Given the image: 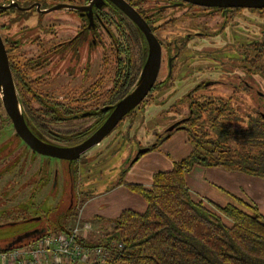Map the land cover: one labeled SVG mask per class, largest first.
<instances>
[{
    "label": "rangeland",
    "instance_id": "1",
    "mask_svg": "<svg viewBox=\"0 0 264 264\" xmlns=\"http://www.w3.org/2000/svg\"><path fill=\"white\" fill-rule=\"evenodd\" d=\"M70 15L73 16L74 14L60 11L47 13L44 15L46 21H43L42 27L48 29L49 27H57L59 29V26L62 25L63 28H66L64 22L72 19ZM34 18L36 19V17ZM247 20L253 29L258 27L257 19L254 20L251 16ZM194 22L200 26L201 29L198 32L201 33V36L198 34L190 36L192 39L189 40L184 48L185 56L180 59L182 62L186 58V62L181 68H179L178 62L177 72L173 74V78L179 76L178 71H185L195 73L202 80L214 79L215 67L222 64L219 60H224L226 54L213 48L223 46L228 40L222 35L215 36L213 29L219 25L217 19L201 18L193 19L192 21L186 19L184 24L187 28L193 25L192 23ZM27 25H30V23H27ZM57 28L55 29L57 30ZM182 32L188 33L189 31L182 30ZM160 36L159 34L158 37ZM65 37L57 36L54 41H61ZM161 37L160 39H162ZM192 48H203L209 51L201 53L203 56L198 57L199 51L197 50L196 53L191 52L190 49ZM28 52L33 55L35 53V47L26 46L19 50H11L9 52L11 65L12 67H16L17 73L24 77L23 79L21 78V81L25 80V83L38 94L50 100L58 99L59 101H64L66 99L65 102H69L70 99H75L72 101H78V103L74 102V107L82 105L88 109L95 106H102V100L94 104H90L91 102L89 104L81 103V101L85 102L81 100L84 97L81 93L93 82L101 78L103 79V85L100 88L108 87L112 76V65L110 68H105L102 72L101 61L98 57L95 61H92L84 77L79 74L77 77L63 76L53 80L49 77H44L45 69L40 74L25 71L23 63L28 57H23V55L29 54ZM212 57H216L217 60L219 59L218 62L220 64L213 62ZM204 58L207 60L205 61ZM226 68L227 65L224 64L222 70H226ZM163 70L161 68L157 82L164 77ZM222 77L224 76H221L220 79ZM259 89L263 91V88L259 87ZM21 92L23 97L29 100L28 104L31 109L40 108V105L35 103L33 99H30L28 91L23 92L21 88ZM199 94L202 95L201 97L203 99H209L208 97L211 98L219 95L225 101L232 100L233 107L231 109H236L240 114L239 116L245 113L249 106L245 102L246 98L243 95L239 92L232 93L225 85L204 88L194 97H197ZM162 96L163 94L158 95L156 100H159ZM85 99L88 100L90 98L85 96ZM183 104L185 103L181 102L180 109L176 105L170 108L169 103L158 108L155 106H151L148 109L144 108L145 110L141 106L136 110L134 115L129 114L126 116L114 128L111 134L83 155L76 163L75 174H71V176L69 174L68 164L65 161L36 154L14 136L10 127L2 129L3 133L0 134V176H2L0 177V246L5 244V241L17 239V237L23 234L32 232L40 224L49 227L48 232L55 233L53 232V227H55L54 223H56L57 218H61L60 223L62 225L64 224L68 231H72L76 224L81 227L82 221L91 222L93 226L88 224L91 235L85 236L78 231L76 238L83 240L86 244H98L106 234L112 232L114 227L113 221L115 219L104 217L103 220L99 216H95L94 220L92 217L90 220H86L81 217L82 208L83 210L86 208V211L91 208L89 210L90 212L93 210L98 214L103 213L107 217L114 216L117 213L116 210L126 209L128 206H131V203L136 202V198H127V195H124L122 198L120 192L119 194H113L107 191L117 186L120 182H122L123 186L124 184H134L132 183V178L136 176L143 181L147 178L149 180L147 170L141 172L139 169L141 163L146 160L147 156H150V159L153 160L151 162H156L151 168H155L156 164L159 163V165L162 164L163 167L169 168L170 170L175 162L182 160L191 152V144L188 141L185 131L177 130L172 132L168 137L165 136L166 129L176 120V117L172 115H184L186 113V111H182ZM169 108L170 112L167 111L166 114L161 115L166 110H169ZM0 113L5 115L2 106ZM208 116L207 114H203L200 122L209 120ZM49 119V117H46L44 121L50 122ZM92 121V119L86 117L80 120L78 118L69 119L61 123H49V126L51 125L52 129L63 130L64 133H67L74 130L82 131ZM202 126L208 129V124L205 122L202 123ZM233 128L236 129L235 126ZM202 131L197 133L198 136L202 135ZM209 138L214 139L213 135ZM156 142H159V146L156 149L141 154L137 161L131 163L139 149L151 147ZM226 146L231 148L236 147L235 143L231 140L226 143ZM135 165H138L135 168L136 170L133 168ZM207 169L200 166L196 167L190 173L186 174L185 183H188L191 188H196L199 194L206 197L209 196L212 198L215 196L216 199H219V196H221L226 202L235 205L237 204L234 199H241L247 204H254L259 212H263V178L241 173L242 177H246V180L242 178L237 180L236 175L238 174L236 172H228L221 168L212 167L207 173ZM16 174L18 175L14 179L19 177V175L20 179L14 183L13 175L15 176ZM231 178L237 181L235 180L234 184H231ZM124 187L127 188L126 186ZM236 189L245 190L247 195L243 193L240 197L237 196L234 193ZM136 195L139 199L143 200L140 195ZM196 198L205 205H208V200L202 199L201 196ZM70 200H73V204L75 205L70 210L71 215L68 218H64L62 215H64V212H68L67 205H69ZM114 205H117V207H114ZM54 209H56L55 212ZM95 220H101V224L99 223L100 221ZM83 225H85V222ZM22 243L25 244L26 241ZM102 259L105 261L103 264H107L110 257H103Z\"/></svg>",
    "mask_w": 264,
    "mask_h": 264
},
{
    "label": "flooded vegetation",
    "instance_id": "2",
    "mask_svg": "<svg viewBox=\"0 0 264 264\" xmlns=\"http://www.w3.org/2000/svg\"><path fill=\"white\" fill-rule=\"evenodd\" d=\"M122 1L144 22L159 43L161 50L156 80L144 100L129 114L134 115L141 106L143 109H148L151 106L158 108L166 103L170 104V108L176 105L180 109L181 102H184L182 111H186V113L172 115L176 117V120L170 125L176 124L175 131L183 130L187 133L192 128V119L197 116L201 117V112L198 111L195 114V109L202 108V101L207 100L209 103H215V108L220 107L221 104L229 103L230 107H233L232 100L225 101L219 95L208 97L209 99H203L200 94L194 97L204 88L225 85L232 93L239 92L243 95L246 98L245 102L249 104L247 111L241 116L236 111V118L243 120V125L247 124L250 113L264 120V7L235 5V3L248 2L249 0H228L232 5L227 7L193 4L185 0ZM117 5V0H0V40L7 56L19 103L20 100L24 104L29 101L23 97L21 88L23 92L28 91L30 99L40 105L39 109L42 108L41 105L48 103L46 100H50L47 97L45 100L43 95L38 94L26 83L20 87V84L17 85V80L14 79L9 52L26 46H34L35 55H31L29 52V54L23 55V57H28L24 60L23 68L25 71L37 72V74L45 69L44 77L53 80L63 76L77 77L79 74L84 77L92 61L98 57L101 61L102 72L112 65V76L108 87L100 88L103 85L101 78L81 93L84 96L81 100L85 101H81V103L89 104L91 102L90 104H94L102 100V106L87 109L81 105L76 106L81 110L75 115L57 114L62 118V122L74 116H78L79 120L86 117L92 119V123L86 129L95 123V115H109L111 112L109 107L114 104H110L112 100L108 98L109 93L120 86L123 81L130 80L132 81L131 85L135 84L148 53L147 41L142 30ZM52 11L74 15H70L72 19L64 22L66 28H63L62 25L59 26V29L57 27H49V29L42 27L43 21H46L44 15ZM251 16L254 20L257 19L258 27L254 29L247 22ZM201 18L218 20L219 25L212 28L213 32L215 36L222 35L228 42L213 49L225 53L226 58L218 59L222 63L220 64L216 57H212L213 62L220 64L215 67L214 79L202 80L195 73L185 71H178L179 76L173 78V74L177 72L178 62L179 68L186 62V58L182 62L180 59L185 56L184 48L192 39L190 36L195 34L201 36V33L198 32L201 29L197 25L198 23L194 22L193 25L186 28L184 21ZM33 19L35 20L33 21ZM180 21L182 23H177ZM182 30L189 32L185 33ZM159 34L162 39L158 37ZM57 36L66 37L55 42ZM192 49H190L191 52L199 51L198 57L202 55L201 53L209 51L203 48ZM224 64L227 65L226 70H222ZM161 68L164 69L165 75L157 82ZM221 76L224 77L220 79ZM177 84L179 85L177 86ZM259 87L263 88V91ZM160 94H163L162 98L156 100ZM85 96L90 99L86 100ZM72 100L75 99H70V103L65 102L66 99L64 101L53 99L52 109L59 105L70 107L69 105H73L74 102L78 103V101ZM1 106L5 112L0 92V108ZM170 108L161 115L166 114L167 111L170 112ZM157 114L159 115V113ZM80 115L86 116L80 118ZM236 125L234 126L237 127ZM7 127L12 129L11 121L6 112L5 115L0 113V134L3 133L2 129ZM12 132L14 133L13 129ZM17 175H13L14 183L20 179V175L14 179Z\"/></svg>",
    "mask_w": 264,
    "mask_h": 264
},
{
    "label": "trees",
    "instance_id": "3",
    "mask_svg": "<svg viewBox=\"0 0 264 264\" xmlns=\"http://www.w3.org/2000/svg\"><path fill=\"white\" fill-rule=\"evenodd\" d=\"M16 70L13 66L14 79L21 87L25 80L21 81L24 77ZM131 84L130 80L123 81L109 93L110 104L121 100L132 88ZM46 101L48 103L41 105V109H31L22 100L20 105L31 132L50 144L71 146L81 143L108 117V114L95 115V123L90 128L64 133L63 130L52 129L49 123L62 122L58 113L72 116L81 109L72 108V105H59L52 109L53 100ZM201 105V109H195V114L200 111L201 117H194L192 128L187 131L191 152L175 162L169 171L153 174L150 188L124 184L143 198L146 204L144 213L124 210L113 221L112 232L98 244H86L81 239H77L78 243L88 248H103L110 257L107 264H264V210L261 213L254 204L237 198L234 199L237 205L221 207L210 201L205 205L192 199L185 183L186 174L197 166L221 168L264 179V120L250 113L247 124L243 125V120L236 118L237 110L231 109L230 103L215 108V103L206 100ZM203 114L209 115V120L204 121L208 129L202 126L204 122H200ZM46 117L50 122L44 121ZM233 124H237L236 129ZM201 131L202 135L198 136ZM211 135L214 139L209 138ZM229 140L236 147L226 146ZM158 146L159 142H156L149 151ZM74 165L72 175L76 170ZM70 215L71 211L62 217ZM60 219L54 223L53 232H68ZM49 229L45 226L46 231Z\"/></svg>",
    "mask_w": 264,
    "mask_h": 264
},
{
    "label": "water",
    "instance_id": "4",
    "mask_svg": "<svg viewBox=\"0 0 264 264\" xmlns=\"http://www.w3.org/2000/svg\"><path fill=\"white\" fill-rule=\"evenodd\" d=\"M193 4H201L208 6H224L232 5L228 0H185ZM117 6L127 14V16L142 30L148 45L147 58L142 67L141 73L138 76L135 84L129 90V92L113 106H110L111 110L108 117L104 122L84 141L81 143L66 146L63 144H50L37 138L31 130L28 128L24 117L21 105L19 103L17 93L15 90L12 74L9 68L6 53L0 40V92L2 96V103L7 114L8 119L11 121L12 129L14 130V136L18 137L20 141L25 144L31 151L40 156H45L61 161H65L68 164L69 174L71 176L73 162L80 160L90 149L97 146L105 137H107L114 128L124 119L131 111H133L146 97L150 89L152 88L160 66L161 50L160 45L147 29L144 22L137 16V14L130 9L122 0H117ZM235 5L249 6V7H264V0H249L248 2H238ZM86 115H80L85 117ZM78 116L71 117V119H77ZM176 124L168 127L166 132H172ZM150 147L139 149L131 163L137 161L138 157L148 152ZM76 164L74 165V167ZM73 200H70L68 206V212L73 208ZM64 212V216L67 215ZM54 231V230H53ZM67 233V232H66ZM50 234L45 230V225H39L32 232L23 234L17 239L5 241V244L0 246V252L10 251L8 249H18L23 246L29 245L39 238ZM26 241L25 244L22 242ZM22 243V244H21Z\"/></svg>",
    "mask_w": 264,
    "mask_h": 264
},
{
    "label": "built area",
    "instance_id": "5",
    "mask_svg": "<svg viewBox=\"0 0 264 264\" xmlns=\"http://www.w3.org/2000/svg\"><path fill=\"white\" fill-rule=\"evenodd\" d=\"M90 229L88 224L82 226ZM78 224L67 233L45 235L27 247L0 252V264H103L109 254L103 248H88L78 243ZM118 249L121 246L118 245ZM90 261V262H88Z\"/></svg>",
    "mask_w": 264,
    "mask_h": 264
},
{
    "label": "crops",
    "instance_id": "6",
    "mask_svg": "<svg viewBox=\"0 0 264 264\" xmlns=\"http://www.w3.org/2000/svg\"><path fill=\"white\" fill-rule=\"evenodd\" d=\"M191 149H192V147H191ZM147 156V155H146ZM185 158V157H184ZM151 161H153V160H151L150 159V156H147L146 157V160L144 161V162H142L141 163V165H140V167H139V169H140V171L141 172H143L144 170H147V176L149 177V180H148V178L145 180V181H143V180H141L138 176H136V177H133L132 178V183H134V184H138V185H142V186H144L145 188H150V186H151V184H152V176H153V174H155V173H157V172H165V171H169V168H166V167H163L162 166V164H160L159 165V163H157L156 164V166H155V168H151V166L152 165H154L156 162L154 161V162H151ZM138 165H135V166H133V168H134V170H136L135 168L137 167ZM198 167V166H197ZM132 168V169H133ZM196 168V167H195ZM194 168V169H195ZM205 168V167H204ZM212 168V167H211ZM138 169V168H137ZM209 170H210V168H208L207 169V173L209 172ZM228 172H230V171H228ZM238 175H236V179L238 180V179H244V180H246V177H242V175H241V173H239V172H236ZM235 179V180H236ZM235 180H233V178H231L230 179V181H231V184H234V181ZM236 180V181H237ZM249 180H251V179H249ZM186 186H187V188H188V190H189V192H190V194H191V197H192V199L193 200H195V201H199L196 197H199V196H201V198L202 199H205V200H208V201H211L212 203H214L215 205H217V206H221V207H223V206H225V205H227V204H231V203H229V202H226V200L223 198V197H221V196H219V199H216L215 198V196L214 197H209L208 196V194H206L208 197H206V196H204V195H202V194H199V192L197 191V189L196 188H191L190 186H189V184L188 183H186ZM195 190V192H194V190ZM233 189V188H232ZM193 190V191H192ZM107 192H112L113 194H115V193H117V194H119V192H120V195H121V197L123 198V196L124 195H127V198H129V197H134V198H136L135 199V201L136 202H134V203H131V206H128L126 209H121V210H116L117 211V213L114 215V216H112V217H107L106 215H104L103 213L101 214V213H97V212H94L93 210H92V212H90L89 210L91 209V208H89V210L88 211H86V208H84V210H83V208H82V210H81V217L82 218H84V219H86V220H90L91 219V217L93 218V220H94V217L95 216H99L101 219H103L104 220V217L105 218H109V219H116L118 216H119V214L122 212V211H124V210H131V211H134V212H136V213H139V214H142V213H144V211H145V208H146V204H145V201H143V200H141V199H139V197L136 195V194H134L133 192H131L129 189H127V188H125L123 185H117V186H115L114 188H111L109 191H107ZM106 192V193H107ZM198 193V194H197ZM234 193H236V195L237 196H241L243 193H245L246 195H247V192H245V190H238V189H236V192H234ZM250 195V194H249ZM217 196V195H216ZM200 198V199H201ZM216 202V203H215ZM91 203V202H90ZM90 203H88V204H90ZM87 206V205H86ZM89 206V205H88ZM114 207H117V205H114ZM95 221H100L99 223L101 224V220H95ZM84 222H85V224H89V225H91V226H93V224L91 223V222H88V221H82L81 223H82V225L84 224ZM99 223H96V224H99ZM99 224V225H100ZM82 225H81V230H80V232L83 234V235H85V236H90L91 234H90V231H89V229L87 230V229H84L83 227H82ZM63 226L64 227H66L64 224H63ZM68 230V229H67ZM88 262H90V261H88Z\"/></svg>",
    "mask_w": 264,
    "mask_h": 264
}]
</instances>
